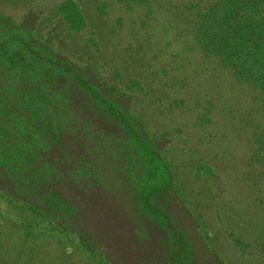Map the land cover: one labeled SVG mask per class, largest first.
Masks as SVG:
<instances>
[{"label": "rangeland", "instance_id": "obj_1", "mask_svg": "<svg viewBox=\"0 0 264 264\" xmlns=\"http://www.w3.org/2000/svg\"><path fill=\"white\" fill-rule=\"evenodd\" d=\"M66 1L0 0V40L7 39L0 43V99H8L15 111L25 103L34 130L54 128L63 145L72 141L79 180L92 176L90 168L100 170L84 198L93 199L102 225L111 223L110 195L98 180L121 179L129 166H139L137 125L155 143L156 152L145 154L156 173L150 185L166 188L174 200L170 205L161 192L151 200L163 227L143 228L155 239L130 248L118 242L129 264H163L162 232L190 237L194 228L202 244H193L191 251L198 249L205 264H264V101L259 94L203 56L183 5L72 0L83 20L71 28L58 11ZM2 24L17 30L6 34ZM64 60L97 85L89 90L80 78L73 81L62 70ZM114 101L121 106L112 113L107 107ZM120 226L118 221L107 228L117 232L115 239H121ZM0 264L111 263L100 249L86 251L78 236L58 230L0 191Z\"/></svg>", "mask_w": 264, "mask_h": 264}, {"label": "trees", "instance_id": "obj_2", "mask_svg": "<svg viewBox=\"0 0 264 264\" xmlns=\"http://www.w3.org/2000/svg\"><path fill=\"white\" fill-rule=\"evenodd\" d=\"M172 1L183 5L182 10L189 19L192 41L203 56L217 60L220 66L233 74L237 82L248 85L264 101V0ZM58 11L71 28L82 25L80 9L72 0L63 2ZM3 27L6 34L17 30L14 26ZM27 32L30 31L27 29L23 34ZM6 40L3 38L0 43L4 46ZM5 55L10 57L7 53ZM64 62L62 70L74 76L73 81L80 78L89 90L92 84L97 85L90 76L87 81L80 73L65 66L69 65L67 61ZM6 100L0 99L8 103L0 102V191L53 223L58 230L78 236L86 251L100 249L111 264H129V257L118 250L120 244L124 245L122 248L136 247L135 242L157 236L148 234L144 226L163 227L156 216V208L150 204L153 197L161 192L166 195L165 199L170 205L174 200L172 196L167 197L166 188L162 190V187L150 185L156 179V173L145 154L156 152L155 143L148 140L137 125L134 136L141 145L142 154L139 166H129L121 179L114 176L106 184L98 180L101 191L104 189L110 195L106 201L111 223L107 225L105 221L103 226L97 218L100 210L94 207L93 199L89 202L84 198L86 187L92 185L90 181L100 170L96 172L90 168L92 176L79 180L75 173L78 150L72 141L63 145L60 132L57 133L54 128L46 132L34 130L29 120L31 109L22 103L15 107L18 110L15 111ZM120 106L117 101L108 102L107 110L113 113ZM82 173L85 176V172ZM118 221L124 229L121 239H115V236H119L117 232L107 229ZM195 231L194 228L190 237L184 233H177L173 237L169 235L170 232H162L161 241H164L162 245L165 248L161 252L163 264H205L204 259L196 254L198 249L191 251L193 244H202ZM170 243L171 247L168 245ZM139 244L142 245L141 242ZM188 252L191 256L186 257L185 253Z\"/></svg>", "mask_w": 264, "mask_h": 264}]
</instances>
